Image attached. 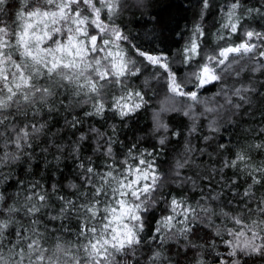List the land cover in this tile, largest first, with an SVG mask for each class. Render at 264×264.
Segmentation results:
<instances>
[{"label": "snow or ice", "instance_id": "snow-or-ice-1", "mask_svg": "<svg viewBox=\"0 0 264 264\" xmlns=\"http://www.w3.org/2000/svg\"><path fill=\"white\" fill-rule=\"evenodd\" d=\"M9 2L0 0V167L21 160L27 155L26 149L47 135V121L35 117L57 111L54 101L65 111L89 105L91 110H85L84 115L100 118L111 111L124 119L146 107L147 93L130 86L134 79L140 80L143 88L151 90L155 82L165 90L166 98L173 102L167 110L192 120L189 136L197 132L200 117L209 121L207 127L214 134L220 131L224 114L230 119L241 109L247 111L245 106H251L254 97L264 104V80L256 76L264 77V30L245 26V20L254 16L264 19V2L260 7H247L244 0H230L222 10V23L216 33L218 47L212 52L201 47L203 25H194L182 49L180 63L190 69L183 78L173 68L169 55L151 47L163 23L159 17L154 18L151 32L143 38L149 47L136 43V38L116 22L124 0H18V6L13 5L11 24L3 20L10 10ZM211 7L212 0H201V18ZM117 86L122 95H113L108 103L110 89ZM209 86L218 87V91L202 96L201 90ZM197 106L202 108L199 113ZM65 123L74 128L80 119L74 116ZM155 130L166 133L158 141L161 148L169 142V135H183L170 131L159 118ZM90 132L96 138L93 151L109 159L104 161L103 169L95 167L91 157L87 165L80 163L81 184H70L76 199L57 195L56 185L49 193L39 183L31 186L22 204L8 203L0 192V264H163L167 259L159 247L141 259V249L148 243L142 233L163 198L164 178L153 152L144 150L136 155L129 148L127 157L117 161L115 141L95 127ZM260 132L264 134V128ZM87 139L89 136L81 133L73 151L78 152ZM203 139L201 155L212 156L217 149L226 148L220 143L209 151L214 136ZM253 148L264 150V140L236 151L231 159L224 158L219 170L246 172L250 183L243 193L234 191V199L227 201L233 204L239 197L243 204L240 211L221 209L217 213L211 203L197 201L193 205L182 194L180 198L171 196L165 200L168 214L152 229L156 233L152 240L159 246L184 241L186 249H199L204 246L192 243L191 237L198 236L199 227L206 225L227 249L223 259L216 253L217 264H256V260L264 264V193L254 209L245 202L255 200V186L264 188V162L259 166L250 164ZM197 150L186 138L184 152L172 168L175 180L180 181L178 186L191 183L196 187V181L183 176L180 170L195 163L192 154ZM231 183L235 186V180ZM221 195L218 192L204 199L218 201ZM53 197L59 205L48 219H75V241L51 235L47 224H43L40 216L53 207ZM21 212L27 222L20 218ZM253 214L258 219L249 221ZM218 215L227 223L216 224L214 217ZM10 229H14L15 240L6 245ZM61 230L71 231L66 223L55 231ZM50 236L54 240L51 244ZM209 246L215 249L217 244L212 241ZM195 264H205V260L198 255Z\"/></svg>", "mask_w": 264, "mask_h": 264}, {"label": "trees", "instance_id": "trees-1", "mask_svg": "<svg viewBox=\"0 0 264 264\" xmlns=\"http://www.w3.org/2000/svg\"><path fill=\"white\" fill-rule=\"evenodd\" d=\"M142 5L136 4L133 0H124V9L117 19L121 23L127 33L136 38L135 42L141 44L142 47H149L143 43V38L146 33L151 32L153 28L154 18L159 17L163 23L158 26L157 39L151 45L156 52L169 55L174 61L173 68L179 70V76H184L190 69L181 64L182 49L188 43L192 36L193 27L197 23L203 25L205 36L203 37L202 49L205 52H212L218 47L216 42V33L222 23L223 9H226L230 0H212V7L203 14L201 18V0H142ZM247 7H260L264 0H244ZM18 6V0H10L8 8L10 9L3 20L5 23L11 24L14 20L15 8ZM146 25V27H145ZM245 26H251L257 30H264V19L259 16L245 20ZM224 42L221 41L222 45ZM251 75V73H249ZM259 79L264 80V77L256 74ZM131 88L143 90L147 93L145 99L148 100V105L142 107L135 114L121 119L114 112L106 111L103 118L88 117L84 115L85 110H91L89 105L76 107L72 111H65L57 101V111L52 113H43L36 120L41 122L47 121V135L41 136L33 143L31 148L26 149L27 155L15 163L5 164L0 167V192L4 194L8 203L13 201L19 204L24 203V197L28 194L31 186L35 183L47 190L52 191V185L57 187V195L65 196L69 199H76L73 195L75 189L70 187V184H81L80 163L88 164V157L94 161V166L98 169H103L104 161L108 157H102L100 153L93 151L96 138L95 134L90 132V129L95 127L107 137H111L115 141L113 150L117 161L127 157L129 148H132L136 155L141 151L147 150L153 152L158 170L164 178V185L161 189L163 198L156 205L154 214H150V223L146 226L142 236L145 237L146 245L141 249V259L151 254L160 248L167 259L163 264H195L198 255L202 256L205 264H217L219 253L220 259L225 258L227 249L223 243H220L219 238L212 233L213 230L206 225L199 227L198 236L191 237V242L194 244L203 245L199 249H186L184 241L171 242L163 246H159L158 242L152 240V236L156 235L152 229L155 228L159 219L168 214L167 203L165 200H170L171 196L187 197L189 203L195 205L197 201L201 203H211L217 213L221 209L230 213H235L243 208L239 197L235 198V203L228 204V200L234 199L233 192L238 191L243 193L250 181L247 179V174L241 169H223L220 168L224 158H233L236 151L247 148L248 145L260 143L264 140V134H261L260 129L264 128V104H260L258 99L254 97L251 106H245L247 111L241 109L237 115L230 119L224 114V119L221 121L220 131L211 133L207 127L209 121L200 117L197 121V132L188 135L189 128L192 125V120L176 111L164 113L166 124L169 130L182 132L181 136H168V143L163 148L158 141L166 133L156 131V125L153 119L155 110H159V103L166 95L165 90L155 82H153L151 90L143 88L140 80H132L129 82ZM218 91V87L209 86L208 89L202 90L201 95L209 97ZM120 96L122 92L120 88L113 87L108 94V103H111L112 96ZM59 99V98H57ZM68 101H65L67 104ZM197 112L202 111L199 106ZM74 116H78L80 123L74 128H70L65 123V120H71ZM114 129V130H113ZM85 133L89 139L84 141L78 152L73 151L77 138ZM212 135L214 139L210 141L211 148H215L217 144L223 143L226 145L224 150L217 149L212 156L201 155L199 149L205 147L203 137ZM191 141L192 146L198 149L193 153L195 163L188 168L181 169L183 176H190L196 181V187L191 183H185L182 186L179 180H175L172 174V168L175 161L180 158L184 152L185 139ZM103 143V141H101ZM133 145L135 147H133ZM0 154H2V146H0ZM252 166H259L264 162V150H250ZM110 162V161H109ZM235 180V186L231 181ZM255 192V200H245L253 209L256 207L264 188L259 185L253 189ZM218 192L222 193L221 199L212 201L204 199L206 197L215 196ZM52 208L45 210L40 218L43 224H47L49 232L53 236H60L65 241H75V232L77 231V221H49L48 216L54 214L58 209L59 201L55 197L50 201ZM20 218L27 222V218L21 212ZM258 219V216L253 214L249 221ZM216 224L220 225L227 223L223 216L214 217ZM61 223H66L71 229L69 232L55 231L59 229ZM228 227H232L228 224ZM43 230V226H41ZM151 232V235L149 233ZM230 239V237H228ZM14 229L9 230V234L5 241L8 245L9 241H14ZM215 241L217 247L212 249L209 245ZM54 240L49 238L48 243H53ZM151 250V251H150ZM7 252V247L5 248ZM251 264V261L249 262ZM256 264H261L256 260Z\"/></svg>", "mask_w": 264, "mask_h": 264}, {"label": "rangeland", "instance_id": "rangeland-1", "mask_svg": "<svg viewBox=\"0 0 264 264\" xmlns=\"http://www.w3.org/2000/svg\"><path fill=\"white\" fill-rule=\"evenodd\" d=\"M136 4H139V5H142L143 1L142 0H133ZM117 22V21H116ZM118 24H121L119 22H117ZM122 25V24H121ZM123 27V26H122ZM124 28V27H123ZM125 29V28H124ZM186 75V74H185ZM184 75V76H185ZM184 76L180 77V78H183ZM202 91V90H201ZM172 101L167 99L166 98V95L163 97L162 101L159 103V110H155L154 113H153V119H154V123L155 125L157 126V118H159L160 121H162L163 123L166 124V121H165V114L166 112H169L171 110H167V109H170L171 108V105H172ZM199 106H197L196 108V112L198 111ZM161 109H165L164 111H161ZM199 113V112H197Z\"/></svg>", "mask_w": 264, "mask_h": 264}]
</instances>
